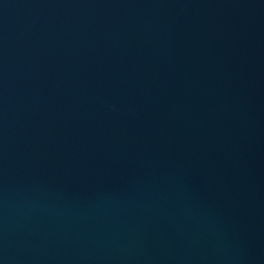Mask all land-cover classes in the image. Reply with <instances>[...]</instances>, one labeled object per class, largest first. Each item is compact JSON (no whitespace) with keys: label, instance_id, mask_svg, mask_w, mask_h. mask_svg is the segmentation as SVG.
Wrapping results in <instances>:
<instances>
[{"label":"water","instance_id":"95a60500","mask_svg":"<svg viewBox=\"0 0 264 264\" xmlns=\"http://www.w3.org/2000/svg\"><path fill=\"white\" fill-rule=\"evenodd\" d=\"M0 264H264V0H0Z\"/></svg>","mask_w":264,"mask_h":264}]
</instances>
